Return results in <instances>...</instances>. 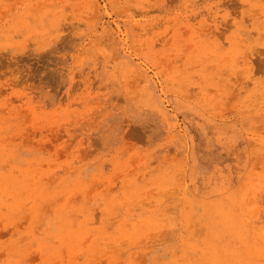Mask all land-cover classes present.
Returning <instances> with one entry per match:
<instances>
[{
    "label": "rangeland",
    "instance_id": "374dc122",
    "mask_svg": "<svg viewBox=\"0 0 264 264\" xmlns=\"http://www.w3.org/2000/svg\"><path fill=\"white\" fill-rule=\"evenodd\" d=\"M0 264H264V0H0Z\"/></svg>",
    "mask_w": 264,
    "mask_h": 264
}]
</instances>
